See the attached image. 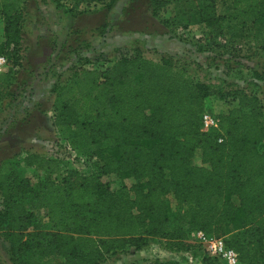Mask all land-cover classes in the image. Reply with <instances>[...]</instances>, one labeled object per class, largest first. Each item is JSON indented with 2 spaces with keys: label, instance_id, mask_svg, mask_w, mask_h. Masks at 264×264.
<instances>
[{
  "label": "trees",
  "instance_id": "trees-1",
  "mask_svg": "<svg viewBox=\"0 0 264 264\" xmlns=\"http://www.w3.org/2000/svg\"><path fill=\"white\" fill-rule=\"evenodd\" d=\"M40 1L0 0V55L8 60L0 108L14 93L12 77L23 72L24 25ZM60 1L83 18L100 14L94 30L101 35L118 0ZM216 1L180 0L186 23L202 25L216 44L219 37L230 42L222 64L226 75L250 72L242 86L200 79L197 62L152 58L137 47L105 67H88L89 58L64 42L58 54L66 50L75 61L54 74L51 124L94 171L66 168L56 181L50 176L59 160L29 151L24 167L44 172L43 181L31 183L13 170L17 164L0 160V236L10 264H102L128 248L144 249L152 238L170 253L185 252L202 248L189 242L196 230L223 238L238 264H264V67L241 61L258 65L264 58V0H229L225 14ZM81 3L95 6L77 10ZM148 3L155 13L158 1ZM213 91L235 105L203 131L201 115ZM197 150L201 165L192 162ZM107 174L131 178L129 192L108 187L101 179ZM36 209L44 210L49 228ZM171 261L147 264H194L186 257ZM198 263L222 264L206 253Z\"/></svg>",
  "mask_w": 264,
  "mask_h": 264
},
{
  "label": "rangeland",
  "instance_id": "rangeland-1",
  "mask_svg": "<svg viewBox=\"0 0 264 264\" xmlns=\"http://www.w3.org/2000/svg\"><path fill=\"white\" fill-rule=\"evenodd\" d=\"M56 1H40L36 8H29L22 44L27 60L24 61L23 72L12 77L11 89L14 93L3 98L0 108V160L10 159L17 164L13 170L31 183L43 181L44 172L35 166L24 167L22 155L29 151L59 160L60 170L50 176L56 181L66 168L86 174L94 171L91 162L76 153L66 140L60 139L51 124L53 100L49 90L55 79L54 74L75 61V56H69L66 50L58 54L64 42L69 49L78 48L79 56L89 58L88 67H105L137 47L152 58L170 54L181 61H195L201 67H198L197 77L212 83L226 79L242 86V79H250V72L245 68H241L240 72L225 74L222 63L231 47L230 42L225 37H219L216 44L214 38L206 35L202 25L186 23L180 0H157L155 13L148 0H134L132 3L130 0H118L107 14L108 23L101 35L94 30V26L101 22L100 14H89L83 18L70 8L73 4ZM228 2L217 0V12L225 14ZM93 6L91 3H81L76 8L89 10ZM80 43H88L89 46L80 48ZM241 61L254 69L264 67V58L258 65L245 59ZM233 105L235 102L230 98H219L214 91L206 100V109L215 114L224 113ZM192 162L201 165L198 150ZM101 179L112 190L124 193L129 192L133 182L131 178L114 174L103 175ZM34 213L43 228L50 227L44 210L36 209ZM190 238L191 234L189 242L192 243ZM191 254L197 261L205 255L202 248L196 245L189 251L170 253L161 239L152 238L144 249L135 251L128 248L125 254L112 256L102 264H147L154 259L184 262L185 257ZM0 264H10L7 243L1 236Z\"/></svg>",
  "mask_w": 264,
  "mask_h": 264
},
{
  "label": "built area",
  "instance_id": "built-area-1",
  "mask_svg": "<svg viewBox=\"0 0 264 264\" xmlns=\"http://www.w3.org/2000/svg\"><path fill=\"white\" fill-rule=\"evenodd\" d=\"M8 69V60L6 56L0 55V75ZM218 118L215 113L205 110L201 115V129L207 131L208 129L217 127ZM221 139H219L220 141ZM191 242L199 244L203 251L211 257L218 258L223 264H238L236 252L225 244L223 238H217L207 235L201 230L191 232ZM189 263L199 264L197 260L193 259L192 255L186 257Z\"/></svg>",
  "mask_w": 264,
  "mask_h": 264
}]
</instances>
